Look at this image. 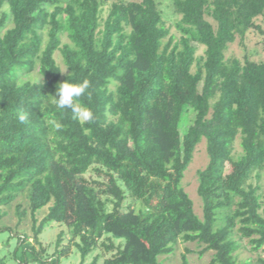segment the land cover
<instances>
[{"label": "trees", "instance_id": "obj_1", "mask_svg": "<svg viewBox=\"0 0 264 264\" xmlns=\"http://www.w3.org/2000/svg\"><path fill=\"white\" fill-rule=\"evenodd\" d=\"M107 4L0 0V232L16 238L0 264H64L74 250L69 264H163L181 240L213 252L209 264H264L239 259L235 237L264 249V58L226 56L237 36H264V0H171L179 37L162 0ZM34 71L41 80H22ZM68 78L90 81L78 102L93 120L53 102ZM203 140L199 215L182 181ZM21 195L33 235L2 223ZM53 223L71 237L51 253L40 235Z\"/></svg>", "mask_w": 264, "mask_h": 264}, {"label": "rangeland", "instance_id": "obj_2", "mask_svg": "<svg viewBox=\"0 0 264 264\" xmlns=\"http://www.w3.org/2000/svg\"><path fill=\"white\" fill-rule=\"evenodd\" d=\"M114 1H117V0H108V4L105 6V8L107 9L110 6V4ZM127 1H141V0H127ZM161 5H162L161 7L167 13L166 15L167 26H170L172 33L177 34V36L179 37L181 33L178 30L177 25H176L178 21V17L172 14L171 7H170L171 0H162ZM106 13H107V10L105 11V14ZM257 22L260 23L262 27L264 28V16H259ZM10 25L11 23L7 27H10ZM44 35H45V40H46L47 38L46 33H44ZM63 40L66 41L67 37L66 36L63 37ZM263 40H264V36L262 34L258 33L255 29L250 30L243 42L241 40V37L237 36V39L235 40V42L229 45L228 50L226 51V56L227 58L237 57V58L242 59L243 61L245 54L249 53L251 57L254 59L258 60L260 58H264ZM243 45H245L246 48ZM203 50H204V47L200 46L197 51L198 54H202ZM55 56H56L58 63L61 65L63 71H65L64 74H66L68 70L64 63L62 53L60 51H57ZM21 78L23 81L25 80L39 81L41 80V75L37 71H34L30 74L22 75ZM234 148H235L234 150L235 155H240L243 153V148L241 145L240 137L236 140ZM208 162H209V157L207 154V144H206V141L203 140L196 148L194 159L191 162L188 169L186 170L185 176L182 181V184L185 187L186 191L190 194V196L194 200L195 209L199 215H202V200L199 197L198 191H197L198 185H199L198 171L200 169L205 168ZM230 170H231V166L228 165L227 172H229ZM87 175L97 176L94 170H90ZM20 202L23 204L24 207H28L26 197L23 195L19 196L9 206L5 207L8 213L2 219V223L8 226H11V227L23 229L27 231L28 234L33 235L34 234V231L32 229L33 219H32V214H31L29 207H28L26 216L22 220L19 219V216L17 214L16 207H17V204ZM47 212H48V208L45 207L42 210L38 211L36 215L38 219L41 220L46 215ZM61 231L66 232L61 246L68 245L71 234L66 225H62L59 223H53L51 226L47 227L46 230L40 235V240L42 241L44 245L49 246L51 253L56 248V241ZM10 234L11 232L9 231L0 232V255H4L8 253L10 250L12 251V249H14V246L16 244V238H13V241L9 245H7L5 242ZM235 237L240 240V245H241L240 248L236 251L239 259H245V258L250 257L253 260H256L259 255L264 257L263 248H261L258 251H254L251 249V244L249 243V239L240 238L238 233L236 234ZM188 249L190 250V252L188 251ZM201 249L202 247L197 246L195 242H185L181 240L176 245L173 252L166 254V255H162L160 256V258L163 261V264H181L183 254H188L190 264H209L212 258L213 252L209 251V252H205L204 254H200ZM74 251L70 254V256L67 259L64 260L63 262L64 264H69L71 262L78 263L81 260L80 254L76 250ZM92 259H93V256L91 255L87 258V262L92 261ZM8 264H18V263L12 261V262H9Z\"/></svg>", "mask_w": 264, "mask_h": 264}, {"label": "clouds", "instance_id": "obj_3", "mask_svg": "<svg viewBox=\"0 0 264 264\" xmlns=\"http://www.w3.org/2000/svg\"><path fill=\"white\" fill-rule=\"evenodd\" d=\"M65 71H61L64 73ZM90 87V81L87 79L82 82H72L68 80L59 84L57 88L58 98L54 97V103L59 109H71L73 117L81 121H91L94 119V113L91 108L78 102L79 99L85 95L86 90ZM21 123H26L28 120V114L26 112H21L18 117ZM57 128L60 127L59 124L56 125Z\"/></svg>", "mask_w": 264, "mask_h": 264}]
</instances>
